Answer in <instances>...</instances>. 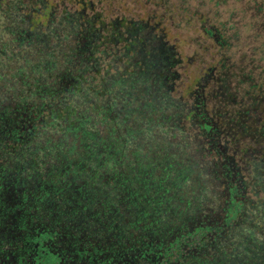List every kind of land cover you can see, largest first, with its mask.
I'll use <instances>...</instances> for the list:
<instances>
[{"label":"trees","instance_id":"16d2710c","mask_svg":"<svg viewBox=\"0 0 264 264\" xmlns=\"http://www.w3.org/2000/svg\"><path fill=\"white\" fill-rule=\"evenodd\" d=\"M154 1L118 27L79 0L50 37L44 0H0V264H222L240 229L264 264V0ZM175 17L197 32L191 74ZM165 136L221 188L216 217L176 234L204 177Z\"/></svg>","mask_w":264,"mask_h":264},{"label":"rangeland","instance_id":"374dc122","mask_svg":"<svg viewBox=\"0 0 264 264\" xmlns=\"http://www.w3.org/2000/svg\"><path fill=\"white\" fill-rule=\"evenodd\" d=\"M44 1L47 4V9L51 8V19L45 17L42 14L40 22L45 23V21H47L48 24L41 28H45L43 32H45V35H49L50 37H52L57 28L63 26L66 29V19L64 18L65 14L63 15L62 13V9L64 7H66V9L70 12L71 16H73L74 14L78 15L77 12L80 11L79 0ZM187 1L188 7L190 8L202 7L208 9V7L210 6L209 0ZM154 2V0H88L86 12L88 14L99 12L105 21L113 19L118 22V27H120L119 22L125 17H127L130 21H135L136 23L145 21L146 17L149 16L152 9L154 8ZM52 3H56V5L53 6ZM40 8L45 9L43 6H40ZM53 11H55V14H57L58 16H53ZM61 18L63 21L61 20ZM164 24L167 28L170 40L176 42V46L181 54L185 57H189V59L194 62L193 65L186 67L187 73L191 74L192 72H195L197 70L196 66L198 64L197 61H194L192 53L195 50L193 42L196 39L197 32H195L192 27L185 25L182 21H179L178 17H175V19L169 23L164 22ZM121 29L123 30V28ZM124 30H126V28ZM202 57H204V59L208 58L206 54L202 55ZM49 134L51 133L49 131H46V135ZM163 139H165L166 142ZM163 139L162 140L165 143L173 145L170 147L165 146L163 150L159 151L161 154L165 152L168 154L173 153L177 159H182V161L186 163L188 162V158H193L195 160L197 159L201 163L199 169L202 170V174L204 177V179L202 180L203 182H200V184H195V186H198V189L192 186H187L180 189L183 193L182 199L179 202V209L181 211V214H178L176 218H169L170 225L168 228V230H171L172 234H176L181 231V229L190 228L198 221H201L203 219L205 221H211L214 217H216L222 200L221 188L215 186V183L211 181V178L207 176V171H204L205 158L202 156V151L200 149H194V145H191V143L184 144L178 137L170 138L168 136H165L163 137ZM159 143H162L161 140ZM178 143L181 144L178 145ZM150 153L153 152H149V154ZM199 186H203L207 188V190L203 194V198L198 199V201L196 202V192L197 190H199ZM247 234V230L243 229H240L235 234L231 233L229 240L231 242H234L237 245V248L235 249V252H231L230 245H226V249L221 255V258H218V260L222 261V264H260V260L262 259L260 251H258L256 247L255 249H253V251H248L245 248L247 247V243H244V239L245 235ZM251 241H253V246H256L258 243H260V241H263V236L260 233H255L252 236ZM193 263L194 262H191L190 264Z\"/></svg>","mask_w":264,"mask_h":264}]
</instances>
